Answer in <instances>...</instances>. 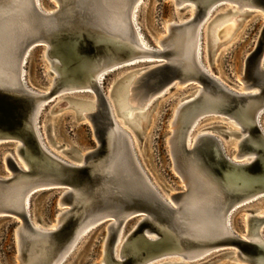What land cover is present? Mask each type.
Listing matches in <instances>:
<instances>
[{
	"label": "water",
	"instance_id": "1",
	"mask_svg": "<svg viewBox=\"0 0 264 264\" xmlns=\"http://www.w3.org/2000/svg\"><path fill=\"white\" fill-rule=\"evenodd\" d=\"M57 1L59 8L47 13L37 6L35 0H0V142L21 140L25 145L21 152L30 166V172L25 173L12 156L8 154L3 158L13 175L12 178H0V216H12L22 222L21 228L18 227L19 221L15 228L16 258L25 262L34 252L38 255L33 264H44L49 257L55 256L70 243L80 223L79 215L84 214L83 218L104 219L97 226L103 223L106 225L111 219L117 221L116 226L110 224L106 229L103 244L110 263L118 262L113 256V247L123 222L131 218L138 219L143 214V220L134 226L129 235L128 240L131 242L125 248L122 264L139 261L146 252L140 250V246L145 243L144 234L159 232L161 229L162 233H171V238L169 236L166 240L170 243L168 245H175L183 252L194 255L217 246L234 247L237 248L242 264H264V243L259 240V229L264 225V218H249L244 238L228 233L223 223L226 210L240 196L235 194L237 190L234 186L246 185L245 181L234 177L245 176L246 183L255 180L256 187L263 181L264 134L258 125L252 120L251 125L244 127L248 133L239 143L238 151L240 154L253 155L248 157L253 158L252 161L245 165L232 163L222 153L213 136L198 138L190 150L185 146L187 130L198 117L223 112L240 121L242 113L250 112L248 104L258 100L257 105H264V24L255 50L246 60L244 79L251 87H258L257 94L250 97L234 96V91L224 88L213 77L200 71L196 78L200 79L205 90L191 101L184 102L185 98L180 100L182 105L171 121L173 128L168 144L173 168L185 180L186 192H192L195 199L183 198L184 191L175 192L171 196L176 205L174 207L146 181L135 162L127 135L120 134L113 142L110 118L113 94L109 93V97L104 95L91 71L88 77L97 95L96 109L75 119L86 120L91 125L96 146L84 154V162L80 166L71 163L69 158L66 159L67 163L55 165L46 161V154L32 128L37 99L40 97L21 79V69L25 68L31 51L35 47L49 44L52 54L60 58L62 55L74 56V63L80 69L86 67L89 70V66L93 68L96 65L98 72L109 68L103 74L104 80L109 74L124 68L125 65L117 67V64L125 57L124 53L133 51L123 47L122 42L118 43V47L114 41L111 44L112 40L119 41L113 35L119 33L122 36H118L129 40L125 44L137 46L135 32L129 21L134 0ZM185 1L198 6V20L217 1L248 5L250 9L247 14L257 9L264 12V0H173L176 7ZM188 7L189 4H185L178 10ZM163 56L166 61L156 63L137 80L133 88L136 99L144 100L157 92L160 93L159 98L164 92L177 87L178 82L186 83L195 79L189 66L175 56L171 49L164 50ZM114 64L117 66L110 68ZM70 76L59 79L61 81L57 88L70 83L75 74ZM50 96L52 94L47 95ZM222 96L223 99L220 98ZM217 129L224 134L232 133L224 126H218ZM141 131L136 133L137 138ZM79 153L73 150L71 156ZM22 183H26L25 187H37L33 195L45 189L62 190L65 185L76 188L75 194L66 192L61 199L58 198V204L59 200L62 203H73L77 215L69 213L59 230L50 234V239L44 245L36 242L37 236L41 237L43 233L31 225L25 211L4 205V200L11 192L19 188L22 190ZM217 251L220 249L210 250L209 255ZM230 251L223 253L225 257L232 256Z\"/></svg>",
	"mask_w": 264,
	"mask_h": 264
},
{
	"label": "bare ground",
	"instance_id": "2",
	"mask_svg": "<svg viewBox=\"0 0 264 264\" xmlns=\"http://www.w3.org/2000/svg\"><path fill=\"white\" fill-rule=\"evenodd\" d=\"M35 2L41 10H43L44 12H47V13L56 11L60 5L57 0H54V2H56V4H57L56 8H54L51 11H47V10H44L42 8L41 0H35ZM143 2H144V0H134L132 7L130 9V14H129V21L132 24V27H133L134 32H135V36H136V40H137V46L131 47L128 44H125L126 41L129 43V40L118 36V35H121L119 33H118V35L117 34L113 35L114 39L119 38V41L112 40L111 44L114 41L115 43H117L116 46L118 47L119 46L118 43L122 42V44H124L123 47L125 46V48H127V50H133V51L128 52L127 54L124 53L127 51H124L123 53H124L125 57L122 58L123 60H121V62L119 64H117L118 66L116 64H114V66H111L110 68H115L116 66L122 67L124 65H125V67H130L134 64L141 62V60H148V59L155 58V57H162V58H164L163 61H166V58L163 56L164 50L166 51L168 49H171L174 52L175 56L180 57V59H182L189 66L191 72L195 76V79L194 78L190 79L186 83L185 82H178L176 85L177 86H181V85L185 86L187 83L193 82L197 85V87H199L193 92V94H191V95L189 94L190 96L188 95L187 97H185L184 102L191 101L195 97H199V95H201V93L205 90L203 87L204 86L203 83L200 81V79L196 78L198 76V74L200 73V71L203 72L204 74H207L208 76L210 75L220 85H222L224 88H226V85H223L221 83V79L218 78L219 76L212 73V71H210L208 68L206 70V68L202 62V51H201L202 50V48H201V46H202V40H201L202 39V26H203L204 22L206 20H208L210 18V16L213 15L214 12L217 11L219 8L225 7V6L228 7L225 12L216 14V18L219 17L220 15H226L227 13H231L232 15L221 18V20L214 23L208 29V36H207L208 37V39H207L208 46H209V48L217 49L223 44L220 42L223 41L224 39H226L231 34L232 30L239 23L240 19H242V17L247 14V10L250 9V7L248 5H244V4H237L236 2H233V1H217V2H214L213 4H211L210 7L206 10V13L204 14V16L198 20L196 17L197 12H198V6L193 2L185 1L184 3H181L180 5H178L176 7L177 10L179 7H182L185 4H189L188 8H184L181 11L186 10V9H190L192 7V14L189 17H187L186 20L181 21V23H173V22L170 23V25L168 26L169 35L158 40V43L162 47V50H157L148 44V42L146 40V35L143 32L142 24L139 20V17L138 16L136 17L137 10L139 8V12H140V9L142 7ZM139 12L137 13L138 15H139ZM256 13H261V14L263 13L264 14L263 10H261V9H257ZM263 18H264V16H263ZM137 21H138L139 25L137 24ZM172 27H174V29ZM110 36H111V34H110ZM131 45H132V43H131ZM42 49H43V55H44L45 59L47 60L48 66L51 70V72L50 71L49 72H50V74H52L53 81H52L51 87L45 91L38 92L34 88H31V90H35L36 91L35 94H37L38 97H40L37 99L38 104H37L36 112H35V115L33 118L32 128L37 135L40 146H42V149L44 150V152L46 154V157H45L46 161H49L51 164L53 163V165H55L57 163H67L66 159L60 158L59 156H57L53 152H51L49 150V148H47V146L43 140L40 128L38 127V115L42 112L43 109L46 108V105L49 104L50 101L52 103L57 98H60V100L55 104V106L60 102H63L64 104L67 103L70 108H73V112L75 113V117H82L86 113L94 111L96 109L95 106L97 103V95H96V92L91 88V81H90V78L88 77L89 71H91V72H93L94 78L97 81V83L99 84V87L103 91L104 95L106 97H109V93L113 94L112 98H111L112 102L110 104V108H111V114H110L111 135L113 138V142L115 141L116 137L119 136L120 134H126L127 135L129 142H130V147H131V151L133 153L135 162L137 163L139 169L142 171L146 181L150 184V186L152 188H154V190L157 192V194H159L169 204L176 207V205L172 201V197H171L175 192L174 193H168L167 197H165L161 194V192L157 189V187L153 184V182L149 178V174L147 173V171L145 170V168L142 165V162L139 159V156L137 154V150L135 152V148H134V144L132 141L131 134L126 129H124L122 127V125H120L118 123V121L116 119V117L121 118L124 121V124H126L135 133V136H136V133L138 131L143 130V128H144L143 126L145 124V120H146L147 114H148V113L146 114V112L151 109V105H152L151 100H153V104H154L160 93L157 92V93L151 95L150 97H148L147 99L139 100L133 96V88H134L137 80L139 79V77L142 76L149 68H151L155 64L146 66V67L141 68V69H135V70H130V71L126 72L125 74L120 76L117 80H115V82L112 84V86L109 87L108 92H105V90L101 84L103 81V74L107 73L109 68H103L101 71H98V72H97V70L99 68L96 65H93V68H92V66H89V70L86 69V67L80 69V67L74 63V61H75L74 56L62 55L60 58L57 55L52 54V52L50 51V45L49 44L45 45L44 48L42 47ZM212 49H210V50H212ZM65 59H66V61H65ZM161 62L162 61H160L158 63H161ZM22 64H24V60H23ZM58 66H63V67L58 68ZM79 69L81 71H79ZM73 74H75V77L70 83L63 84L60 88L59 87L57 88V86L60 84V81L62 79H66V77L69 78V77H71L70 75H73ZM25 75H26L25 68L22 67L21 79L24 82V84L26 85V83H25L26 79H24ZM59 79H61V80H59ZM54 90H55V92H54ZM241 90L246 91V92L238 93L237 91H234V96H237V97L249 96L250 97V96H254L255 94L258 93V87H256V86L251 87L244 80H243V87H241ZM90 92H93L95 94L94 99L76 95L79 93H90ZM50 94H52V96L47 97V95H50ZM220 98L223 99V96ZM257 103H258V100L247 105V106H249L247 109H250V112L249 113L245 112L244 114L242 113L240 115L241 116L240 121L228 116V114L223 113V112H219V114L214 113L215 115H210V116H221V117L229 120L231 122V124L237 128V129H231L230 127H226V129L228 131L232 132L229 134H224L223 132H219L217 127H215V126H208L206 128L202 127V131L200 133H198L194 138L190 139V135H191V132H192L194 126L196 125V123L199 120L201 121L203 116L198 117L194 122H192V124L190 125V127L187 130V133L185 136L186 148L188 150H190L193 147V145L195 144V142L198 140V138H200V137L213 136V138L215 140H217V142H218V144L222 150V153L226 157H229L230 161L232 163H235L237 165H245V164L250 163V161H252L253 158H247L244 161L243 160L244 158H242V157H245V156L249 157V156H253V155L252 154H246V153L240 154V152L238 150H239V143L245 137V135H247V133H248V132H246L244 127L245 126L248 127L249 125H251L252 120H254L255 124L258 125V127L260 128V132H262V134H264V129L262 127V119L264 116V105H257ZM179 104L180 105L177 108V110L175 109L174 117H176V115L178 114V109L182 105V102H179ZM242 112H243V110H242ZM206 116L207 115H205V117ZM172 124H171V130L173 128ZM194 133H195V130H193V134ZM231 139L237 140V142H236L237 152L234 154V156H233V152L231 154H229L227 152V148L231 147V146H229L225 143V142H228L230 144ZM14 142H15L14 145H16L19 142V144L16 146V154L17 155L13 153V151H14V147H13V151L11 153L5 154V157L8 154L10 156H12L14 158V160L17 162V164L19 165V167L25 173H28V172H30V166L27 163V161L24 159V156L21 152V151H24L25 145L19 139H14ZM64 151H66V150H64ZM86 152L85 151L80 152L79 155H76V156H73V155L69 156L66 153H65V155H66V157L68 156L67 158H69L68 160H70L71 163L77 164L78 166H80L84 162L83 156H84V154H86ZM18 158L21 160L22 164H24V168L18 162V160H17ZM6 168L10 171V174L7 177H5L4 175L0 176V178H12V175H13L12 171L8 167H6ZM146 173L148 174V176ZM234 178L236 180L241 179L242 181H245L244 184H246V185H244V186H236L235 185L234 186V189L237 190V191H235V194H237V196L238 195H240V196L236 199V201L233 202L232 206H230L228 208V210H226V213L224 214V218H223V223H224V226L227 228L228 233L235 234V235L240 236L241 238H244V237H246V234H247L246 232L248 231V220H249V218H251V217L264 218V212L261 214V216L255 214V213L253 215L252 214L247 215L246 216L247 230L246 231L244 230L243 232H241L239 234H237L234 231H231L229 228L230 215L232 212L237 210L239 207L245 206V205H247L251 202H254L260 198H264V178H263V181H260L261 183H260L259 187L255 186V185H257L256 184L257 181L255 182V180L246 183L247 178L245 176L243 178H239V177L238 178L234 177ZM25 180H26V176H25ZM181 180H182V183L185 187L184 190H181V191H184L183 198L190 199V200L193 199L194 194H192V192H190V191L186 192L187 185L185 183V180L182 178H181ZM25 182H27V181H25ZM25 184L24 183L21 184V185H23L22 190H20V188H19L18 191L11 192L10 196H8L4 200V205H6L9 208L12 206H15L16 208H18V209L20 208L23 211H25L27 217L29 218V220L31 222V225L34 228H36L38 232L43 233L44 237L43 236H41V237L37 236L38 239H42V240L37 239L36 242L39 245L40 244L44 245L50 239L49 238L50 234L55 233L59 230L60 226L63 223V220L67 217V215L71 212H74V214L77 215L78 211L73 209V203L72 204L71 203H64V202L62 203L59 200V205H60L61 209L58 213L59 215L57 214V216H56L57 217V223L55 225H53L49 229H45V228H42L43 227L42 225L48 226L49 224H45V223H42L40 221H38L36 223L38 225L33 224V221H31L32 219H31L29 207L31 205V199H32L33 192L37 189V187L36 186L35 187H32V186L25 187L26 186ZM247 185H249V186L252 185V186L247 187ZM64 187L65 188H63L59 192V198L60 199L66 192H71L73 194H75L77 192L76 188H74L73 186L65 185ZM193 193H194V190H193ZM194 205H196V204L194 203ZM258 210H259V208L256 209V212ZM251 213H253V212H251ZM83 215L82 214L79 215L80 223L76 226V228L74 230V236H73L72 240L70 241V243L67 244L66 247L63 250L59 251L55 256L49 257L50 259L48 258L44 262V264H62L65 261V259L68 257V255L71 253L73 248L83 240V238L88 234V232L91 230V228H94L93 226H97L99 223H101L104 220V219H101L98 217L83 218L82 217ZM143 217H144V215L142 214V216H140L135 221L133 227L131 228L132 229L131 232L133 231L134 226H136V224H138L141 220H143ZM18 223H19L18 227L21 228L22 227L21 220H19ZM110 224H112V226L113 225L116 226L117 221H115L114 219H111V221H109L104 226L105 229H108V226ZM126 224H127V222L124 221L122 227L120 228L116 243L114 244V247H113V256L116 260H118V262L110 263L109 258H107L105 244H103V248H102L103 249V257L99 261V264H102V263L103 264H122V262L124 261V258H125V248L131 242L130 239L128 240L131 232L127 236H125L124 239H122V237H121L123 232L125 233ZM262 226H263V224H262ZM260 229H259V238H260L259 240L264 243V236L261 234L262 229L261 230ZM161 230L159 232H151V233L144 234L145 235V237H144L145 243H143V245L140 246L142 248V249L140 248V250H145L146 252H145L144 256H142V258L134 264H156L157 262L163 261L166 258H170V257H178V259L181 258V260L176 261V262H173V261L172 262H162L160 264H188L183 260H189L190 262L191 261H193V262L198 261V260H201L202 258H205L206 256H208L210 253V250L212 251V250H216V249H219L221 247H224V246H217L213 249L206 250L202 253L193 255V253H191V252L181 251L180 248H178L175 245H171V246L168 245L170 243H167L166 240H167V237H169V236H170L169 238H171V233L169 231L168 232L166 231V233L165 232L162 233ZM242 233H244L243 236L241 235ZM32 249H33V245L31 246V251H32ZM234 249L235 250L230 251L232 256H229V258L227 257L228 262H230V264H231L232 262L236 261L238 264H242L243 261L240 260V258H238V255H237V253H238L237 248H234ZM37 255H38V253H36V255H35V253L32 252V254L28 257V260L25 262L24 261L21 262L20 260H18L16 258L17 259L16 264H33V263H35L34 261H37L36 260Z\"/></svg>",
	"mask_w": 264,
	"mask_h": 264
},
{
	"label": "rangeland",
	"instance_id": "3",
	"mask_svg": "<svg viewBox=\"0 0 264 264\" xmlns=\"http://www.w3.org/2000/svg\"><path fill=\"white\" fill-rule=\"evenodd\" d=\"M41 6L44 10L51 11L56 8L57 4L54 0H41ZM227 8V6L219 8L204 22L202 26V62L206 70L208 68L212 73L219 76L218 78L221 79V83L226 85L227 89L242 93L246 92L241 90V87H243V80L246 78V60L249 54L255 50V46L264 24V18L260 13L250 12L243 16L232 30L231 34L220 42L223 44L219 48H209L207 41L208 29L214 23L221 20V18L232 15L231 13H227L226 15H220L216 18V14L225 12ZM138 12L139 8L137 10V13ZM137 13L136 17H139L148 44L154 49L162 50L158 40L169 35L168 26L170 23H181V21L186 20L187 17L192 14V7L179 12L174 5L173 0H144L139 15ZM137 24L139 25L138 21ZM163 60L164 58L162 57H155L148 60H141V62L130 67L121 68L120 70L109 74L102 81L101 85L105 92H108L109 87L112 86L115 80L126 72L154 65ZM262 67L264 68V59L262 61ZM49 71L51 72L48 62L43 55L42 46L35 47L31 51L25 65V83L27 82L29 88H34L38 92L45 91L51 87L53 81L52 74H50ZM197 88L199 87H197L195 83L190 82L185 86H177L164 92L154 104L153 100H151V109L146 112V114L148 113L147 118L139 138H137L135 133L124 124V121L121 118L116 117L118 123L131 134L135 152L137 150V154L143 167L149 174V178L153 184L165 197H167L168 193H174L185 189L181 178L173 168L168 138L171 134V121L175 109L177 110L180 105V100L187 97L189 94H193ZM76 95L93 99L95 98L93 92L79 93ZM59 100L60 98H57L55 101L47 105L38 115V127L40 128L47 148L63 159H67L68 157H66L65 153L71 156L73 150L80 152L92 150L96 146V140L91 125L86 120L77 121L75 119L76 117L73 108H70L67 103L64 104L63 102H60L55 106ZM54 109H58V111L54 112ZM203 117L204 118H202L201 121L199 120L200 122L198 121L194 126L193 130H195V133L193 134L192 130L190 139L200 133L202 127L224 126L230 127L231 129H237L229 120L221 116ZM262 127L264 129V116L262 119ZM236 142L237 140L233 139L230 140V144L225 142L227 145L231 146L227 148V152L229 154L233 152V156L237 152ZM14 144L15 142L12 141L0 142V176L4 175L7 177L10 174L3 158L5 154L13 151V147V153L16 154V146L19 142L16 145ZM242 158H244L243 160L245 161L248 156ZM17 160L24 168V164H22L21 160L19 158ZM59 192L60 190L58 189H45L32 196L29 210L33 224H36L38 222L36 220H39L42 223L49 224L48 226L42 225V228L49 229L57 223L56 216L61 209L58 204ZM257 208H259V210L256 212ZM263 212L264 198H260L245 206L239 207L230 215V230L237 234L244 230L246 231V216L249 214L253 215L254 213L261 216ZM136 220L137 218H131L127 222L125 233L123 232L121 236L122 239L131 232V228ZM18 221L17 218L12 216H0V264L17 263V260L15 259L17 255L15 228ZM104 226L105 223L99 226H93L94 228H91L84 238L82 237L83 240L76 245L77 247L75 246L73 248V252L71 251L62 264H99V261L103 257L102 248L106 235V229ZM261 229V234L264 236V225ZM243 234L244 233L241 235L243 236ZM219 249L220 251L214 252L201 260L194 262H190L189 260L183 261L188 264H230L223 253L227 250L235 249ZM179 260H181V258L170 257L157 262L156 264L162 262H176ZM231 264L238 263L234 261Z\"/></svg>",
	"mask_w": 264,
	"mask_h": 264
}]
</instances>
